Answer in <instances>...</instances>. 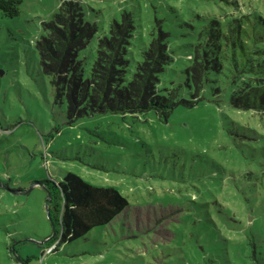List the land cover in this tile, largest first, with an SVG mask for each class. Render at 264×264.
<instances>
[{"label": "rangeland", "instance_id": "1", "mask_svg": "<svg viewBox=\"0 0 264 264\" xmlns=\"http://www.w3.org/2000/svg\"><path fill=\"white\" fill-rule=\"evenodd\" d=\"M61 1L21 0L14 17L0 11V264H264V111L203 99L176 105L167 121L153 110L71 121L36 49ZM78 1L103 16L134 11L133 60L155 16L190 33L210 20H264V0ZM191 40L167 42L173 70L188 65ZM65 171L114 186L129 204L110 223L47 246L54 233L39 181Z\"/></svg>", "mask_w": 264, "mask_h": 264}, {"label": "trees", "instance_id": "2", "mask_svg": "<svg viewBox=\"0 0 264 264\" xmlns=\"http://www.w3.org/2000/svg\"><path fill=\"white\" fill-rule=\"evenodd\" d=\"M20 3L0 0V11L14 17ZM83 8L78 0H62L51 18L42 22L36 41L55 100L65 101L71 121L100 112L142 115L149 110L167 121L176 105L191 106L203 99L218 106L224 99L235 109L264 111V20L260 16L245 15L219 26L210 20L192 33L182 32L185 28L168 17L155 16L148 40L137 46L138 57L133 60L129 46L136 38L134 11L125 7L104 17L100 10L91 13ZM184 33L192 39L185 45L191 56L188 65L178 69L182 79L174 82L172 72L177 69L170 65L179 59L167 42ZM39 183L50 194L54 237L46 239L47 246L110 223L129 204L114 186L92 184L72 171H65L59 181L45 178Z\"/></svg>", "mask_w": 264, "mask_h": 264}, {"label": "water", "instance_id": "3", "mask_svg": "<svg viewBox=\"0 0 264 264\" xmlns=\"http://www.w3.org/2000/svg\"><path fill=\"white\" fill-rule=\"evenodd\" d=\"M49 201H50V194H49V192H47V200L45 201V205L44 206H45V211H46L47 217L50 219V212H49V207H48ZM53 233H54V231H52V234Z\"/></svg>", "mask_w": 264, "mask_h": 264}]
</instances>
